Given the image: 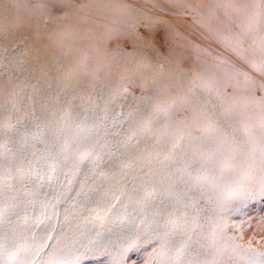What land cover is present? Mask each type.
<instances>
[{
  "label": "rangeland",
  "instance_id": "374dc122",
  "mask_svg": "<svg viewBox=\"0 0 264 264\" xmlns=\"http://www.w3.org/2000/svg\"><path fill=\"white\" fill-rule=\"evenodd\" d=\"M54 1H58L60 6L49 4V1L0 0V57L2 58L4 54V59L11 60L16 65L12 67L10 61L3 60V63L0 62V74L4 72L10 78H14L16 86L9 89V93L18 91L17 86L22 88L21 92L24 88L26 91V83L37 86L35 91L41 92L36 77L26 75V71L32 70L35 65L24 63L22 60L35 54L34 46L31 45L25 30L30 28L28 21L34 18L37 23L34 30L40 29L42 33L48 34L47 40L58 46L59 50H64L60 56L55 53L52 55L45 53L44 56L51 61L54 60L57 67L55 70L45 68L42 71L54 73L55 77H59L60 72L69 70L73 73L81 71L80 73L88 75L84 79L81 74L86 84V95L70 96L74 100H83L88 111L81 113L84 106L77 105L69 107L68 110L71 116L78 118L85 115L90 119L85 123L86 121L78 118L82 124L77 122L83 125L84 135H88L93 141L85 142L77 153L72 154L76 166L72 163L71 170L73 173H78L76 179L81 181L111 175L118 177L114 181H126V183L130 181L129 186L143 184L151 197L154 196L153 188L157 192L163 188L159 185L161 184L159 181L152 182V178H156L157 173H152L150 177L144 176L143 173L140 177L131 175L134 170H146L149 161L154 168L159 167L157 161V153L160 152V146L157 147L159 139L154 140L148 135L162 136L168 143L179 140L182 146L175 150L174 159L166 163L171 167L168 166L166 171L168 176H163V183L169 180L176 188L172 198H169L171 203H176V208L168 212L176 216L174 220L170 216L169 226L160 223L159 227V229L168 228L167 233L163 234L164 242L156 243L152 237H144V239L131 237L121 241L109 239L106 244L96 241L94 247L88 248L94 249L98 254L81 260L80 264H113L121 248L130 242L135 243V247L128 254L126 264H208L202 260L198 251L221 246L219 239L225 241L228 251L230 244L228 237L236 235L234 226L247 228L246 222H251L252 228L244 231L243 239L237 240V243H247L255 237V241L260 243L254 241L252 247L262 248L264 226L259 223V219L264 218V196L259 194L261 178L259 158L257 156L256 160L247 159L234 151L233 135L226 133L231 131L241 133V129L246 132L248 117H251L252 122L259 120L260 103L264 101V93L250 91L249 82L240 73L243 72L257 81H264V76L260 74L264 69V51H262L264 42L257 43L251 40L248 33L241 34V29L247 32L250 24L230 23L218 35L211 30L205 31L206 24L201 19L202 17L209 19L212 15L221 12L220 10L226 11L231 7L238 12V8L249 3V0H107V7L98 11L81 9L80 0ZM111 2L114 5L110 8ZM166 2L180 9H170L163 5ZM53 5L56 7L53 8ZM69 8L80 10V17L109 16L111 18L100 23L101 36L92 38L93 46L88 47L81 54L73 49L82 47L87 42L85 38L87 35L97 33L96 28H84L79 32L75 28H66L56 35L52 32L55 19H59L60 16L64 18ZM7 14L9 19L6 20ZM120 19L124 23L119 22ZM180 26L198 31L200 33L198 41L201 43L190 40L182 33V29H179ZM73 35L78 37L72 39ZM8 41L14 43L10 45ZM90 48L96 50L93 55L90 54L92 52ZM239 53L252 55V61L245 66L246 68L237 71L234 62L230 64L233 66L230 68L220 64L226 57L235 60ZM90 58L97 59L102 66L97 68L90 64L88 60ZM114 76L117 77L114 84L108 87L104 80ZM69 83L74 85L75 81ZM152 84H165V86L162 89L152 90ZM183 85L185 89L181 91ZM225 89L230 95H224ZM199 91L204 93L206 102L196 103L193 100V96ZM59 92L62 94L66 91ZM194 108H199L201 117L195 122L192 118ZM18 109L26 112L25 105H21ZM211 110L215 119L211 116ZM217 111L223 112L222 116L228 120L227 126L219 132L216 130L217 127H221L219 116L215 115ZM104 112L109 116L107 119L102 118L101 113ZM89 114L92 116L89 117ZM205 115L210 116V120L206 121L203 118ZM70 122L77 125L74 119ZM56 125L54 121H44L39 116L32 122L21 114L15 116L11 113L0 117V155L3 156L0 160L6 162L18 156L16 147L21 141V135L46 136L53 133L57 135ZM11 128L18 131L20 136L16 138L10 136ZM208 131L218 135H214V139H211L213 135H206ZM235 137L238 141L245 139V135H235ZM204 140H207L206 144ZM51 143L52 140L48 144L50 151ZM129 143L135 144L136 147H128ZM185 145L189 147L184 149ZM38 148L43 149V146ZM65 148L68 149V146ZM167 151L164 149L160 153L161 160L164 159ZM187 152L190 154L188 163V159L182 161L183 155ZM225 154L229 157H225ZM139 155L142 164L137 162ZM195 159L202 163L193 167L192 161ZM51 164L55 167L59 166L58 160L54 159L47 165L41 163V174L48 173L50 176L54 173ZM139 172L141 173L140 170ZM0 175L4 174L0 173ZM35 175V171L31 173L25 171L22 175L15 173V179L19 178L17 180L19 182L24 181L22 187L28 191L31 189L30 184L27 187L25 185L29 183L28 180L32 181ZM48 180L49 177L45 178L44 184H48ZM69 182L61 183L60 187L70 188ZM7 189L6 186L2 188L5 192ZM20 192L24 194L23 191ZM20 196L24 195L16 193L15 199H19ZM28 196L31 197L33 194L25 195ZM183 199L188 202L185 203ZM152 214L156 218L159 216L165 218V213L161 211ZM193 214L196 215L197 222L189 229V235L192 237L190 247L184 254L177 255L175 247L167 244L166 237L177 235L181 243L185 236L182 230L177 232L175 229L180 228L184 223L185 216L191 220ZM126 219L131 217L123 218V222H128ZM252 229L258 231L254 232ZM16 259L18 260V257ZM75 259L76 257L67 261L59 257L53 264H75ZM4 260L7 264L9 257L5 256ZM227 261L233 264L229 252ZM235 264H248V261L241 257Z\"/></svg>",
  "mask_w": 264,
  "mask_h": 264
},
{
  "label": "bare ground",
  "instance_id": "6f19581e",
  "mask_svg": "<svg viewBox=\"0 0 264 264\" xmlns=\"http://www.w3.org/2000/svg\"><path fill=\"white\" fill-rule=\"evenodd\" d=\"M39 1H49V4H57V6H60V3L54 0ZM80 1L81 9L87 10L89 8L91 9V11H98L107 7V0ZM162 4L160 6H162ZM113 5L114 3L111 2L110 8ZM163 5L168 6L173 10L180 9V7H176L175 5H172L170 3L168 4L167 2ZM232 8L234 7H231L226 11L220 10L221 12H218L216 15H212V17L209 19H206V17H202V21L206 24V26H204L205 31L211 30L219 35L222 33L223 28L230 25V23L239 22L243 25L250 24V21L247 19H243L242 21L241 15H239L238 12H236ZM79 13L80 10L69 8L64 18L60 15H56L60 16V18H56L55 22L52 24V32H54L56 35L66 28H75L78 32L80 30H83L84 28H96L97 33L87 35V37H85L87 42L83 44L82 47H76L73 49L78 54H81L85 49L93 46L92 38L101 36L100 31L102 30V28L100 23H104L111 18L109 16L101 18H98L96 16L80 17ZM8 15L9 14L5 15L6 20L9 19L7 17ZM119 22L123 21H121L120 19ZM28 25L30 26V28H26L25 30L27 32V37L31 45L34 46L33 53L35 54L31 57H24L22 60L24 61V63L27 62L28 64L35 65L32 70L26 71V75L27 77L29 75L35 76L39 84L38 87L42 90L41 92L35 91V89H37V86H30L26 83V91L24 88L21 92L22 88L17 86V90L19 89L18 91H16L15 93H9L8 90L16 86V83L14 84V78H10V76H7V74L1 72L0 81L3 82H0V117L8 116L13 113V115L15 116H20L21 114L22 117L24 116L31 122L32 120H37L38 116L44 121H54L57 124L55 126L56 129H58V134L55 136L21 135V141L16 147V153L18 154L16 158L19 159L20 157L29 155L31 151L34 150L32 147L33 145H36L37 148L38 146L44 147V145L39 143L41 139L48 141V144L49 141L52 140L53 143L50 144L51 152L54 160H58L59 166L55 167V172L51 173L50 176L48 173L42 174L45 178H52L51 185H49V183L44 184V189L41 190V192L48 191L49 195L47 198H45L42 194H33V196L31 197H25L26 194L30 195V189L27 191L24 187H22V185H24V181H17L19 180V178L13 179L11 181L14 188L16 189V193L22 194L24 196H20L19 199L5 198L4 200L0 201V203H4L0 204V233H3L8 237V240L4 242L6 248L11 251H15L17 250V248L22 250L25 246L30 247L33 243L39 244L40 242H44L48 245V247L45 248L41 253L43 261H53V263H55L59 257H62L64 260L70 261V259L76 257L80 252H83L86 247H94L97 242L106 244L109 242V239H118L121 241L131 237H140L141 239H144V237H152V239L155 240L156 243H163V234H165L164 232L167 233L168 228L159 229V227L161 226L160 223H166V225L169 226L168 223H170V216L173 217V220L174 216H176L175 214L168 213L171 211V209L173 210L176 208V203H171L169 201V198H172L173 196L174 190H176V188H174L175 184L171 183L169 180L167 181V183H163V176H168V173L166 171L168 169V166L171 167V165H165V167L160 169V171L156 172L157 177L152 178V182L157 183L159 181L161 183L159 185H162L163 188H160L158 192L155 191L153 194L154 196L151 197L149 195V191L143 184H139V186L131 184L129 186V183H131L130 181H128V183H126V181H114L118 177H111V175L102 177L99 176L98 178L94 177L91 179H83L81 181L80 179H76L78 173H73V171L71 170L72 163L76 166V161L72 159V154L77 153V149L85 144V142L92 143L93 141L91 137H88V135H84V131L82 129L84 127L83 125L79 124H82L81 121H86L85 123H87L90 119H87L85 115H82L83 117L78 116V118L81 119L80 121L78 118L69 115L68 110L69 107L77 105L82 107L84 106L81 113L88 111L86 109V106L84 105L83 100H74L70 97H84L86 95V84L82 77L85 79L88 75L85 73H80L81 71H75L73 73L71 72V70H69L62 71L59 73V77H55L54 73L50 74L42 71L45 68L48 70H55L57 67V64L54 62V60L51 61L49 58L44 56L45 53L51 55L52 53H55L60 56L61 53L64 52V50H59L58 46H54L53 43L49 42L47 40V37H49L48 34L42 33L40 29L39 31L34 30L37 27V23L34 18L33 20L31 19L28 21ZM179 29H182V33L187 35V37L193 42H199L198 40H200V33L198 31L191 30L186 26H180ZM240 32L241 34L248 33L252 41H256L257 43L262 42L259 36H254L253 32L250 29L246 32L242 28ZM77 37L78 35H73L72 39ZM8 43L12 45L14 42L8 41ZM199 43H201V41ZM210 43H212V41ZM185 48L187 49L186 46ZM90 49L92 50L90 54L93 55L94 51L96 50H94V48ZM3 60L10 61L13 64L12 67L16 66L13 61L4 59V54L2 58L0 57V62L3 63ZM88 60L90 64L95 65L97 68L102 66V63H100L95 58H90ZM250 61H252L251 53H239L238 58H236L235 60L232 61L231 58L226 57L222 59V62H220V64H222L225 68L226 66L227 68H230V66H232L230 64H233L232 62H234L233 65L238 71L249 65ZM109 68L113 67L109 66ZM117 77L120 76L117 75ZM117 77L114 76L108 80H104V83L108 87L112 86ZM167 79L166 82H168ZM70 81H75V84L73 85L72 83H69ZM165 84H152V90L162 89ZM184 89L185 85L181 87V91ZM60 90H64L70 95H68L66 92L61 94L59 92ZM193 97V100L196 103H199L206 99L202 91H199V93H196V96ZM21 105L26 106V112L18 109ZM101 114L103 119H107L109 117L106 112ZM215 115L216 117L219 116V126H221L219 127V129L221 131L225 126H227L226 124H228V120H226L222 116L223 112L217 111ZM91 116L92 114H89V117ZM211 116L215 119V116H213V110H211ZM239 116L242 117V115L240 114ZM72 119H74L76 122L78 121L79 123L77 122V125H73L70 122ZM113 122L114 120L112 121V123ZM77 127L79 129H77ZM241 130V133L234 131L232 133L231 131L227 132L226 135H245V131L243 129ZM9 133L10 136L15 138L20 136V133H18V131L16 132L14 128H11ZM206 135H213L210 138L214 139V135L218 134L213 133V131H208ZM148 137H151L154 140L159 139L157 141L161 143H168V141H165L162 136L157 137V135H148ZM204 142L206 144L207 140H204ZM66 146H68V149L65 148ZM158 146L159 143L157 144V147ZM188 147V145H185L184 149H187ZM189 155L190 154L188 152L186 155H183L182 161L187 160ZM0 157L3 156L0 155ZM225 157H229V155L225 154ZM141 160L142 158L139 155V157H137L138 164H142ZM189 161L190 160L188 159L187 163ZM41 163L47 165L49 161L42 160ZM192 163L194 164L193 167H195L197 166V164L202 163V161L195 159L192 161ZM216 163L218 164V162ZM24 167L26 168L27 165H25ZM139 170L141 171V169ZM139 170L132 171L131 175L134 177H140L143 172L141 171L140 173ZM65 172H67L66 176L64 175ZM66 181H71L69 182L71 187L61 188V183H65ZM28 182L29 183H27L26 185L30 184L29 186L32 189L33 183L31 179L28 180ZM82 185L83 189L81 187ZM20 190L23 191L24 194L21 193ZM2 191L6 194L7 192H9V189H7L6 192L4 190ZM83 193H87V198H85ZM161 193H166V195L163 197L165 201L163 205L160 203V200L162 198ZM113 194L120 197V203L117 204V207L111 217L103 224V226H101L99 221L93 220L89 215L88 207H91V205L98 200L104 201L112 198ZM187 202L185 201V203ZM155 211H161L165 213L166 219L164 218V216V219L160 216L156 218V216L152 214ZM145 216H147L148 218H145ZM85 217H87V220L84 219ZM130 217L131 219H126V221L128 220V222H123V218ZM116 219H118V221ZM174 224L175 221L173 222V226ZM37 225L39 226L37 227ZM166 239L168 240L167 244H170V246L172 247L174 246L175 249L180 246V238L177 235L173 237L167 236ZM219 241L222 243L221 246H213L200 251L197 250L199 252L198 254L203 258L202 260L205 263L208 262V264H213V262H217V264H229V262L227 261L228 251L226 249L225 241L220 239L218 240V242ZM61 249L63 251H60ZM54 252L57 253L55 257L52 256V253ZM5 256H7V254ZM21 258L22 256H18V260Z\"/></svg>",
  "mask_w": 264,
  "mask_h": 264
},
{
  "label": "snow or ice",
  "instance_id": "6c2138e0",
  "mask_svg": "<svg viewBox=\"0 0 264 264\" xmlns=\"http://www.w3.org/2000/svg\"><path fill=\"white\" fill-rule=\"evenodd\" d=\"M56 5H53L55 8ZM238 14L241 15L242 21L243 19H247L250 21V30L253 32L254 36H259L260 40L264 42V0H249V3L244 4L242 7L238 8ZM240 39V37H238ZM264 51V50H262ZM239 71V70H238ZM241 75L245 76V79L250 84V91L255 93L259 91L264 93V81H257L248 77L245 73L241 72ZM264 76V69L261 70L260 73ZM224 95H230L227 89L224 90ZM122 115V113H121ZM193 122L199 120L200 111L199 108H194L192 112ZM206 121L210 120V116L205 115L203 117ZM249 123L246 125L245 139L243 141H238L235 135L232 136V145L234 146V151L240 153L243 157L251 160H256L257 156L259 158L260 164V190L259 194L264 196V101L260 103V116L258 122H252L251 117H248ZM217 132L220 131L219 127H217ZM55 136L56 133H53ZM135 136V133H133ZM183 137L181 136V139ZM40 144L44 145L43 149L37 148L36 145H33V151H31L30 158L29 155H25L17 159L13 157L9 160L0 161V173L4 175H0V201L7 199H15L16 198V189L14 188L11 181L15 179V173H20L21 175L27 171L31 173L32 171L36 172L34 178H32L33 188L29 190L30 194H42L45 198L48 197V191H42L44 189V175L41 174L42 169L40 167L41 161H51L54 159L52 152L48 147V141L41 139L39 141ZM138 143V141H137ZM160 146V152L157 153V161L159 164L158 168H154L149 161V165L147 169H141L144 176H151L152 173L160 171L163 167H165L166 163L172 161L176 154V149L181 148V144L179 140L172 141L170 143H161L158 142ZM128 147L135 148L136 145L129 143ZM164 149H167V153L164 154V159L161 160L160 153L163 152ZM79 150V149H77ZM27 165L25 168L24 166ZM50 167L52 171H55V165L51 164ZM67 175V172L64 173ZM143 177H141L142 179ZM49 185H51V178L48 180ZM6 186L9 189V192L5 194L2 191V188ZM27 187V185H25ZM83 189V185L81 186ZM123 187V186H122ZM153 192H155V188H153ZM79 195V193H78ZM85 198H87V193H83ZM166 193H161L160 203L163 205L165 203L164 196ZM120 203V197L113 194V197L104 200V201H96L91 207H88L89 215L93 220L99 221L100 225L103 224L111 217L114 213V210L117 207V204ZM104 213V215H101ZM84 219L87 220V217ZM197 222V217L195 214L191 217V220L188 219L187 216L184 217V223L180 226V228L175 229L177 232L182 230L185 239L181 241L180 246L176 249L177 255H182L186 252V250L190 247L191 235H189V229ZM247 228L244 226H234V231L236 235L229 236L228 240L230 241L228 252L229 258L235 264L236 260L243 257L248 261V264H264V247L262 248H253L252 244L255 241V237L252 240H249L247 243H237V240L243 239V233L247 229H251V222H246ZM259 223L264 226V218L259 219ZM39 225H37L38 227ZM90 230V229H89ZM252 231L256 232L258 229H252ZM34 235V233H33ZM8 240V237L3 233H0V264H6L4 257L7 254L9 260L7 264H53V262L43 261L41 257V253L44 251L48 245L44 242H40L39 244L33 243L30 247L25 246L22 250L17 248L15 251L8 250L4 244L5 241ZM256 243H260L259 241H255ZM14 243V242H13ZM135 247V243L130 242L127 246L121 248L120 252L114 258L113 264H126L129 256L128 254ZM60 251H63L62 249ZM98 253L92 248H85L83 252H80L75 259V264H80L81 260L87 259L91 256L97 255ZM105 255L107 253H104ZM57 253H52V256L55 257ZM22 256L21 259L17 260L16 257ZM213 264H217V262H213Z\"/></svg>",
  "mask_w": 264,
  "mask_h": 264
}]
</instances>
